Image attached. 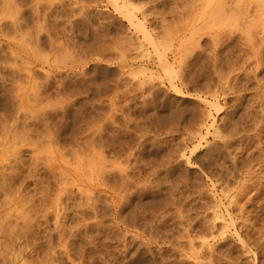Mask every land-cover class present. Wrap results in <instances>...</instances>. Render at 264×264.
Wrapping results in <instances>:
<instances>
[{"label":"rangeland","instance_id":"374dc122","mask_svg":"<svg viewBox=\"0 0 264 264\" xmlns=\"http://www.w3.org/2000/svg\"><path fill=\"white\" fill-rule=\"evenodd\" d=\"M31 1L8 13L26 29L0 23V264H264V0H230L211 31L205 0ZM11 63L36 69L39 104ZM95 146L94 212L69 184L92 193Z\"/></svg>","mask_w":264,"mask_h":264},{"label":"bare ground","instance_id":"6f19581e","mask_svg":"<svg viewBox=\"0 0 264 264\" xmlns=\"http://www.w3.org/2000/svg\"><path fill=\"white\" fill-rule=\"evenodd\" d=\"M0 1H2V2L0 3V5H1L0 7H3V8H0V9H1V10H2V9H5V11H6V9H8V8H7L8 5H6V4H7L6 2H7V1L10 2V0H7V1L5 0L4 3H3V0H0ZM11 1H12V0H11ZM14 1H15V0H13V2H14ZM17 1H18V0H17ZM21 1H22V0H21ZM25 1H26V0H25ZM25 1H23L24 4L21 5V6H19L18 3H17V5H18L19 7L15 6V8H12V7L15 5V2H16V1L14 2V4L10 2V3L12 4V6H10L11 4L8 2L9 6L11 7V8L9 7L10 12L8 11L9 9H8L6 12L3 10L2 13H1L0 15H3V12H4L5 14L7 13L6 15L12 14V13H15V12H16L15 10H17L18 12H20L18 9H19V8H23L22 6H24V5L26 4ZM60 1H61V0H60ZM60 1H59V6H60ZM62 1H64V0H62ZM62 1H61V3H62ZM75 1H76V0H75ZM79 1H80V0H79ZM83 1H84V0H83ZM83 1H82V2H83ZM112 1H113V0H112ZM115 1H116V0H115ZM182 1H183V0H182ZM229 1H230V0H205V2H204V7H203L204 10L202 9L203 12H202V11H201L202 13L199 12V11H198V12L201 13V15L203 14V16H201V15H200V16L203 18L201 21L204 20V22H203V28H204L206 31H207V29H209V30L211 31V29H213V27H214L217 23H218V25H217L218 27H219V26H222V23H221V21H220V20H222V18H220V17H221V15H224V16H225V13H226L227 11H230V9H229L230 7H228L229 10H227V11L225 12V10L227 9V8H225V7L230 6V4H231ZM28 2H29V4H30V0H28L27 3H28ZM37 2H38V0H37ZM39 2H40V1H39ZM117 2H118V1H117ZM122 2H123V0H122ZM129 2H130V1H129ZM228 2H229V5H228ZM231 2H232V1H231ZM233 2H234V1H233ZM235 2H236V1H235ZM239 2H241V1H239ZM256 2H257V1H256ZM263 2H264V1H263ZM19 3H20V1H19ZM32 3L37 4V3H36V0H35V1H31V4H32ZM65 3H67V2H64V4H63V3H62V4L65 6ZM74 3H75V2H74ZM115 3H116V2H115ZM21 4H22V2H21ZM29 4H28L27 6L30 8ZM51 4L53 5V2H52ZM51 4L49 3L48 5L50 6ZM75 4H77V3H75ZM79 4H80V3H79ZM81 4L83 5L84 3H81ZM116 4H117V3H116ZM188 4H189V3H188ZM238 4H239V3H238ZM241 4H242V3H241ZM3 5H5L6 8H4ZM44 5H45V4H44ZM54 5H55V4H54ZM54 5H53L52 7H54ZM67 5H68V4H67ZM117 5H118V4H117ZM129 5H130V4H129ZM129 5H128V4H127V5L125 4V5H123L122 8H123L124 10H126V12H127V11H128V6H129ZM189 5H190V4H189ZM199 5H200V4H199ZM25 6H26V5H25ZM27 6H26V8H27ZM38 6H39V5L37 4V6L35 5L36 9L34 8V9L37 10V11L39 10V8L37 9ZM49 6H48V7H49ZM83 6H85V4H84ZM87 6H88V5H87ZM187 6H188V5H187ZM231 6H234V5H231ZM240 6H241V5H240ZM48 7H46V8H48ZM52 7H49L51 13H52V9H51ZM62 7H63V6H62ZM66 7H67V6H66ZM66 7H65V8H61V6H60V8L63 9V10H65ZM79 7H80V6H79ZM79 7H78V8H79ZM94 7H95V6H94ZM116 7H117V6H116ZM183 7H184V6H183ZM189 7H191V6H189ZM235 7H236V6H235ZM244 7H245V6H244ZM17 8H18V9H17ZM26 8H25V9H26ZM46 8H45V10H46V11H45V14H46L47 12H48V14H49V11H47V10H49V8H48V9H46ZM58 8H59V7H58ZM58 8H56V9H58ZM82 8H84V7L81 6L79 9H82ZM86 8H87V7H86ZM132 8H133V7H132ZM185 8H186V7H185ZM197 8H198V7H197ZM199 8H200V7H199ZM240 8H241V7H240ZM12 9H15V10L13 11ZM40 9H41V8H40ZM53 9H54V8H53ZM136 9H137V8H136ZM181 9H182V8H181ZM233 9H234V8H233ZM233 9H232V10H233ZM11 10H12V13H11ZM20 10L23 11L24 9H23V10L20 9ZM27 10H28V9H27ZM35 10H34V11H35ZM41 10H42V9H41ZM68 10H69V9H68ZM76 10H78V9H76ZM82 10H83V9H82ZM236 10H237V9H235V11H236ZM241 10H242V9H241ZM244 10H245V9H244ZM263 10H264V9H263ZM24 11H25V10H24ZM24 11H23V12H24ZM66 11H67V10H66ZM80 11H81V10H80ZM132 11H133V10H132ZM134 11H135V10H134ZM182 11H183V10H182ZM192 11H193V10H192ZM233 11H234V10H233ZM233 11H232V13H233ZM0 12H1V11H0ZM23 12H21L20 14H18V13L16 12V13L18 14L17 16H19V15L21 16ZM27 12H28V11H27ZM54 12H56V10L53 11V13H54ZM61 12H62V10H61ZM67 12H68V11H67ZM85 12H86V10H85ZM85 12H82V13H85ZM128 12H129L128 14L131 13L130 11H128ZM178 12H179V11H178ZM222 12H223V14H221ZM238 12H240V9H239ZM241 12H242V11H241ZM244 12H245V11H244ZM8 13H9V14H8ZM25 13H26V11H25ZM25 13H24L23 15H25ZM37 13H38V12H36V14H37ZM42 13H44V12L42 11ZM51 13H50L49 15L52 16ZM59 13H60V12H59ZM64 13H65V12H64ZM78 13H81V12H78ZM82 13H81V14H82ZM142 13H143V12H142ZM234 13H235V12H234ZM234 13H233V14H234ZM261 13H262V12H261ZM38 14H39V13H38ZM48 14H47V15H48ZM62 14H63V13H62ZM66 14H67V13H66ZM85 14H86V13H85ZM132 14H133V13H132ZM184 14H185V13H184ZM227 14H229V13H227ZM235 14H236V13H235ZM262 14H263V13H262ZM262 14H261V15H262ZM14 15H15V14H14ZM82 15H83V14H82ZM133 15H134V14H133ZM133 15H132V16H133ZM198 15H199V14H198ZM239 15H240V14H239ZM9 16H11V15H9ZM51 16H50V17H51ZM67 16H68V15H67ZM126 16H127V15H126ZM129 16H131V14H130ZM224 16H223V18H225ZM242 16H243V15H242ZM244 16H245V15H244ZM0 17H1V16H0ZM3 17H5V16H3ZM22 17H23V16H22ZM28 17H29V16H28ZM35 17H37V15H36ZM42 17H43V16H42ZM47 17H48V16H47ZM189 17H190V16H189ZM231 17H232V16H231ZM11 18H12V19H11ZM20 18H21V17H20ZM37 18H38V17H37ZM44 18L46 19L45 15H44ZM44 18H43V19H44ZM76 18H77V17H76ZM76 18H75V19H76ZM245 18H246V17H245ZM250 18H251V17H250ZM10 19H11L10 22H12V21L14 20V21L17 23V21H16L17 18L14 19L13 15H12L11 17H9V19H8V18H5L4 21H3L2 18H0V23H1V22H5V21H7V22L9 23L8 20H10ZM21 19H22V18H21ZM21 19H20V20H21ZM23 19H24V18H23ZM23 19H22V21H23ZM48 19H49V17H48ZM51 19H52V18H51ZM70 19H71V18H70ZM80 19H81V18H80ZM80 19H79V20H80ZM83 19H84V18H83ZM188 19H189V18H188ZM243 19H244V18H243ZM243 19H242V20H243ZM17 20L19 21V19H17ZM40 20H41V19H40ZM52 20H53V19H52ZM56 20H57V19H56ZM58 20H59V19H58ZM79 20H78V21H79ZM84 20H85V19H84ZM84 20H83V21H84ZM129 20H130V23H132L133 25H136L137 27L140 26V25H139V24H140L139 22H138V23H135L134 16H133V17H130ZM237 20H238V18H237ZM237 20H236V21H237ZM248 20H249V19H248ZM14 21H13V22H14ZM26 21H28V19L25 20V22H26ZM38 21H39V19H38ZM53 21H54V20H53ZM70 21H71V20H70ZM70 21H68L67 23H69ZM73 21H74V20H73ZM76 21H77V20H75V22H76ZM19 22H20V21H19ZM19 22H18V23H19ZM25 22H24V23H25ZM43 22H44V21H43ZM84 22H85V21H84ZM84 22H83V23H84ZM86 22H87V19H86ZM86 22H85V23H86ZM91 22H92V21H91ZM136 22H137V21H136ZM229 22H231V21H229ZM244 22H245V21H244ZM16 23H13V26H15ZM18 23H17V24H18ZM20 23H21V22H20ZM27 23H28V22H27ZM27 23H25V24H27ZM44 23H45V22H44ZM73 23H74V22H73ZM79 23H81V20H80ZM83 23H82V25H84ZM93 23H94V22H92V24H93ZM191 23H192V22H191ZM220 23H221V25H220ZM1 24H2V23H1ZM3 24H4V23H3ZM9 24H10V23H9ZM25 24L22 23V24H18V25H19V26L22 25V27H24L23 25H25ZM42 24H43V23H42ZM55 24H56V23H55ZM57 24H58V23H57ZM89 24H91V23H89ZM262 24H263V22H262ZM6 25H7V24H6ZM6 25H4V26H6ZM18 25L15 26V27H16L17 29H20L21 27L19 28ZM27 25H29V24H27ZM35 25H36V24H35ZM37 25H38V24H37ZM60 25H61V24H60ZM62 25H63V24H62ZM62 25H61V26H62ZM69 25H70V24H69ZM71 25H72V24H71ZM82 25L80 24L78 27H80V26H82ZM85 25H86V24H85ZM201 25H202V24H201ZM232 25H233V24H232ZM237 25H238V24H237ZM237 25H236V27H237ZM25 26H26V25H25ZM31 26H32V25H31ZM46 26H47V25H46ZM73 26H74V24H73ZM75 26H77V25H75ZM238 26H239V25H238ZM1 27H2V26H1ZM1 27H0V31H1V32H5V31H7V30H6V27H5V28L3 27V28L5 29V31H4V30H1ZM7 27L9 28V26H7ZM11 27H12V25L10 26V29H9V30L12 29ZM15 27H13V30L16 31V28H15ZM27 27H28V26H27ZM27 27H26V28H27ZM29 27H30V26H29ZM40 27H42V26H40ZM58 27H59V26H58ZM64 27H65V26H64ZM199 27H200V26H199ZM218 27H217V28H218ZM222 27H223V26H222ZM233 27H235V26H233ZM236 27H235V28H236ZM248 27H249V26H248ZM250 27H251V26H250ZM8 28H7V29H8ZM26 28L24 27V29H26ZM34 28H35V27H34ZM65 28H67V26H66ZM72 28H73V27H72ZM74 28H75V27H74ZM201 28H202V27L198 28V30H200ZM219 28H221V27H219ZM225 28H226V27H225ZM28 29H29V28H28ZM38 29H39V28H38ZM38 29H37V30H38ZM13 30H12V31H13ZM21 30H22V29H21ZM41 30H42V29H41ZM44 30H45V29H44ZM63 30H64V29H63ZM198 30H197V31H198ZM239 30H240V29H239ZM15 31H14V32H15ZM17 31H18V33H21L20 30H17ZM66 31L69 32V30H66ZM177 31H178V30H177ZM201 31H203V29H201ZM201 31H199V32L201 33ZM218 31H219V30H218ZM33 32H34V31H33ZM53 32H54V31H53ZM94 32H95V31H94ZM5 33H6V32H5ZM5 33H4V34H5ZM12 33H13V32H12ZM15 33H16V32H15ZM18 33H17V34H18ZM23 33H24V32H23ZM28 33H29V32H28ZM66 33H67V32H66ZM70 33H71V31H70ZM183 33H184V32H183ZM190 33H191V31H190ZM229 33H230V32H229ZM33 34H34V33H33ZM36 34H37V33H36ZM47 34H48V32H47ZM50 34H51V33H50ZM50 34H49V35H50ZM57 34H58V33H57ZM63 34H64V32H63ZM225 34H226V33H225ZM0 35L2 36V33H1ZM13 35H14V34H13ZM18 35H19L20 37H22V34H18ZM42 35H43V34H42ZM49 35H48V37H47V36H46V37H47L48 39H49V38L51 39V37H49ZM51 35H52V34H51ZM54 35H55V33H54ZM64 35H65V34H64ZM73 35H74V34H73ZM175 35H176V34H175ZM184 35H185V34H184ZM195 35H196V34H195ZM230 35H231V34H230ZM1 36H0V37H1ZM6 36H8V34H6ZM14 36H16V35H14ZM37 36H39V35H37ZM196 36H197V35H196ZM231 36H232V35H231ZM248 36H250V35H248ZM2 37H3V36H2ZM2 37H1V38H2ZM9 37H10V36H9ZM31 37H32V36H31ZM56 37H57V36H56ZM60 37H61V36H60ZM62 37H63V36H62ZM77 37H78V36H77ZM201 37H202V36H201ZM223 37H224V36H223ZM226 37H227V36H226ZM233 37H234V36H233ZM1 38H0V39H1ZM3 38H5V37H3ZM16 38H17V36H16ZM37 38H38V37H34V38H32V39H35V42H34L35 44H36L37 41L39 42V40H40V39L37 40ZM54 38H55V37H54ZM57 38H58V37H57ZM73 38H75V37H73ZM73 38H72V39H73ZM6 39H7V38H6ZM23 39H24V41H23ZM27 39H28V38L25 39V37H24V38H22L21 40H20V39H19V40H20L22 43H24V42L27 43V42L29 41V39H28V41H27ZM55 39H56V38H55ZM235 39H236V38H235ZM251 39H252V38H251ZM12 40H14L15 43H18V42H19L18 45H21V44H20V41H18L17 39H15V37H14ZM63 40H64V39H63ZM63 40H62V38H61V41H63ZM5 41H6V40H5ZM9 41L11 42V40H9ZM14 41H13V42H14ZM17 41H18V42H17ZM30 41H31V39H30ZM32 41H34V40H32ZM51 41H52V39H51ZM54 41H55V40H54ZM66 41H68V39H67ZM69 41L71 42V40H69ZM69 41H68V43H69ZM263 41H264V40H263ZM52 42H53V41H52ZM57 42H58V40H57ZM57 42H56V43H57ZM228 42H229V41H228ZM246 42H248V41H246ZM246 42H245V44H246ZM251 42H252V41H251ZM25 43H24V44H25ZM31 43H33V42H31ZM31 43H30V44H31ZM34 43H33V44H34ZM40 43H41V42H40ZM64 43H65V42H64ZM187 43H188V42H187ZM187 43H186V44H187ZM225 43H226V42H225ZM248 43H249V42H248ZM263 43H264V42H263ZM13 44H14V43H13ZM13 44H10V45H13ZM51 44H52V43H51ZM61 44H62V42H61ZM69 44H70V43H69ZM186 44H185V46H187V47H186V48L184 47V50H185L186 52H188V51H190V50H186V49L189 47V45H192L193 43L190 42V44H188V45H186ZM25 45H26V44H25ZM65 45H67V44L65 43ZM139 45H141V44H139ZM139 45H138V46H139ZM210 45H211V44H210ZM243 45H244V44H243ZM15 46H16V45H15ZM30 46H31V47H30ZM32 46H33V45H29V49H28V50H30V51L33 50V47H34V46H33V47H32ZM167 46H168V45H167ZM13 47H14V46H13ZM19 47H20V46H17V49H18ZM21 47H24V45H22ZM27 47H28V44H27ZM58 47H59V46H58ZM121 47H122V46H121ZM197 47H198V46H197ZM235 47H236V46H235ZM260 47H261V46H260ZM25 48H26V47H25ZM30 48H31V49H30ZM65 48H66V47H65ZM212 48H213V47H212ZM54 49H55V48H54ZM61 49H62V48H61ZM67 49H68V47L66 48V50H67ZM189 49H190V48H189ZM200 49H201V48H200ZM204 49H205V48H204ZM255 49H256V48H255ZM14 50H15V48H14ZM18 50H20V49H18ZM18 50H16V51L18 52ZM36 50H39V49H36ZM51 50L53 51V49H51ZM62 50L65 51L64 47H63ZM137 50H138V49H137ZM179 50H181V49H179ZM184 50H183V51H184ZM252 50H253V49H252ZM23 51H24V52H27V50H25V49H24ZM34 51H35V48H34ZM52 51H51V52H52ZM64 51H63V53H65V55H66L67 52H66V51L64 52ZM204 51H205V50H204ZM19 52H20V51H19ZM21 52H22V49H21ZM24 52H23V54H24ZM37 52H38V51H37ZM37 52H34V53L36 54ZM56 52H57V51H56ZM56 52H55V53H56ZM190 52H191V51H190ZM10 53H11V51H10ZM28 53H29V51H28ZM32 53H33V52H32ZM34 53H33L31 56H33ZM41 53H42V52H41ZM68 53H69V52H68ZM188 53H189V52H188ZM13 54H14V53H13ZM15 54H16V53H15ZM20 54H21V53H20ZM60 54H61V53H60ZM60 54H59V55H60ZM180 54H182V53H180ZM184 54H186V53H184ZM24 55H26V54H24ZM37 55H38V54H37ZM37 55H34V57L36 58ZM47 55H48V53H47ZM146 55H147V54H146ZM257 55H259V54H257ZM57 56H58V55H57ZM61 56H63V54H62ZM66 56H67V55H66ZM179 56H180V55H179ZM183 56L186 57L187 54H186V56H185V55H183ZM259 56H260V55H259ZM25 57H26V56H25ZM34 57H33V58H34ZM181 57H182V56H181ZM19 58H20V57H19ZM40 58H41V57H40ZM54 58H55V57H54ZM57 58L59 59V57H57ZM57 58L54 59V60H57ZM64 58H65V57H64ZM182 58H183V57H182ZM27 59H28V58H27ZM36 59H37V58H36ZM248 59H249V58H248ZM14 60H15L16 62H18L17 59H14ZM22 60H23V59H22ZM22 60H21V61H22ZM29 60H30V59H29ZM33 60H35V59H33ZM42 60L45 61V62H46V65L48 66L47 61H46L45 59H42ZM42 60H40V61H42ZM65 60H66V59H65ZM180 60H181V59H180ZM245 60H246V59H245ZM19 61H20V60H19ZM27 61H28V60H27ZM35 61H36V60H35ZM37 61H38V60H37ZM62 61H63V58H62ZM66 61H67V60H66ZM247 61H249V60H247ZM11 62H12V61H11ZM16 62H15V63H16ZM22 62H24V61H22ZM45 62H44V65H45ZM52 62H53V61H52ZM64 62H65V61H64ZM234 62H235V61H234ZM244 62H245V61H244ZM15 63H14V64H15ZM41 63H42V62H41ZM232 63H233V62H232ZM11 64H12V65H11L12 68H14L16 65L18 66V63H17L15 66H13V65H14L13 63H11ZM23 64H24V65L26 64L25 67H24V68H26L28 62H27V63L24 62ZM23 64H21V65L19 64V65L22 66ZM30 64H31V63H30ZM63 64H65V63H63ZM228 64H229V63H228ZM228 64H227V65H228ZM9 65H10V64H9ZM31 65L33 66V62H32ZM160 65H162V64H160ZM246 65H247V64H246ZM34 66H35V65H34ZM182 66H183V65H182ZM210 66H211V65H210ZM242 66H243V65H242ZM244 66H245V65H244ZM28 67H29V64H28ZM30 67H31V66H30ZM2 68H4V67H2ZM2 68H1V69H2ZM16 68H17V67H15L14 69H16ZM20 68H21V67H20ZM169 68H170V67H169ZM222 68H223V67H222ZM230 68H231V67H230ZM241 68H242V67H241ZM9 69H10V68H9ZM14 69L12 70V71H13L12 73H14V75L11 73L13 76H15L16 73H17L16 76L18 75V73H19V74L23 73V72H21V69H20V70H17L18 68H17L16 70H14ZM22 69H23V68H22ZM27 69H28V68H27ZM29 69H30V68H29ZM166 69H168V68H166ZM217 69H218V68H217ZM23 70H24V69H23ZM23 70H22V71H23ZM35 70H36V69H34V73L31 72V73H29V75L27 74V76H28V78H29V81H28V82H29V84H30V87H29L28 83H26V84H27L28 87H29V90L27 89L29 92H33L36 88H37V90H38V86H37L38 84H36V83H37V81H36V80H37V79H36V78H37V73L35 74ZM164 70H165V69H163V71H164ZM242 70H244V69H242ZM15 71H16V73H15ZM19 71H20V72H19ZM24 71H26V72L28 71V72H29V70H24ZM30 71H31V70H30ZM37 71H38V70H37ZM50 71H51V70H50ZM229 71H230V70H229ZM244 71H245V70H244ZM8 72H9V71H8ZM26 72L24 73V75H26ZM28 72H27V73H28ZM168 72H169V73H170V72L172 73V69L168 70ZM168 72H167V73H168ZM233 72H234V70H233ZM240 72H241V71H240ZM0 73H1V72H0ZM47 73H48V72H47ZM164 73H165V72H164ZM34 74L36 75V77H35ZM38 74H39V73H38ZM22 75H23V74L19 75V77L22 76ZM24 75H23V77H25ZM221 76H222V75H221ZM226 76H228V75H226ZM17 77H18V76H17ZM17 77H15L16 80L19 79V78L17 79ZM34 77H35V78H34ZM222 77H223V76H222ZM236 77H237V76H236ZM249 77H250V76H249ZM0 78H1V77H0ZM20 78H21V77H20ZM28 78L25 77L26 80H27ZM179 78H180V77H179ZM245 78H246V77H245ZM15 79H14V80H15ZM35 79H36V80H35ZM220 80H221V79H220ZM258 80H259V79H258ZM3 81H4V80H3ZM20 81H21V79H20ZM227 81H228V80H227ZM260 81H261V80H260ZM21 82H23V78H22V81H21ZM26 82H27V81H26ZM3 83H4V82H3ZM40 83H41V82H40ZM183 83H184V82H183ZM0 84H1V81H0ZM4 85H5V84H3V86H4ZM46 85H47L48 87H49V85H51L50 82H49L48 80H47ZM52 85H53V84H52ZM234 85H235V84H234ZM3 86H1V87H3ZM34 86H36V87H34ZM153 86H154V85H153ZM260 86H261V85H260ZM19 87H20V86L17 87V88H18V89H17V90H18V95H17V97H19L21 94H23L22 91H21L20 89H22L23 92L25 91V88H24V87H23L24 89L21 88V87H20V89H19ZM32 87H34V88H32ZM50 87H51V86H50ZM31 88L34 89V90L31 91ZM149 90H150V89H149ZM226 90H227V89H226ZM20 91H21V94L19 95V92H20ZM206 92H207V91H206ZM33 93H36V92L34 91ZM197 93H198V92H197ZM216 93H217V92H216ZM24 94H25V93H24ZM36 94H37V95H36V98H37V101H38V98L40 99V97H39L38 93H36ZM193 94H194V93H193ZM256 94H257V93H256ZM33 95L35 96V94H33ZM153 95H154V94H153ZM224 95H225V94H224ZM37 96H38V97H37ZM17 97H16V98H17ZM25 97H27V96H25ZM0 98H1V97H0ZM20 98H23V96L20 97ZM17 99H18V98H17ZM215 99H216V98H215ZM0 100H1V99H0ZM19 100H20V99H19ZM35 100H36V99H35ZM23 101H24V100H23ZM64 101H65V100H64ZM36 103H37V102H36ZM20 104H21V102H20ZM38 104H39V101H38ZM206 105H207V104H206ZM250 106H251V105H250ZM41 107H43V105H42ZM215 107L218 108V106H215ZM43 108H44V107H43ZM209 108H210V107H209ZM39 109H40V108H39ZM40 110H41V109H40ZM40 110H38V114H39ZM34 112H35V111H34ZM47 113H48V112H47ZM204 113H205V112H204ZM33 114H34V113H33ZM44 114H46V113H44ZM31 116H32V115H31ZM42 116H43V114H42ZM44 117H45V116H44ZM29 119H31V118H29ZM37 121H38V120H37ZM253 121H254V120H253ZM254 122H255V121H254ZM4 126H5V125H4ZM256 127H257V126H256ZM1 128H2V127H1ZM11 128H12V127H11ZM210 128H211V127H210ZM13 129H14V128H13ZM255 129H256V128H255ZM1 131H2V130H1ZM11 131H12V130H11ZM193 131H194V130H193ZM4 133H5V132H4ZM6 133H7V132H6ZM192 133H193V132H192ZM235 133H236V132H235ZM2 134H3V133H2ZM11 134H12V133H11ZM13 134H14V133H13ZM24 134H25V133H24ZM231 134H232V133H231ZM206 135H207V134H206ZM223 136H224V135H223ZM6 137H8V136H6ZM206 137H207V136H206ZM224 137H225V136H224ZM229 137H230V136H229ZM231 137H232V136H231ZM4 138H5V137H4ZM14 138H15V137H14ZM14 138H13V139H14ZM20 138H21V137H20ZM98 138H99V137H98ZM222 138H223V137H222ZM226 138H227V137H226ZM4 140H5V139H4ZM201 140H202V139H201ZM13 141H14V140H13ZM25 142H26V141H25ZM87 142H88V141H87ZM11 143H12V142H11ZM12 145H14V144H12ZM2 146H3V145H2ZM21 146H22V145H21ZM13 147H14V146H13ZM89 148H90V147H89ZM185 148H186V147H185ZM10 149H11V148H10ZM92 149H93V151L90 152V153H92V155H91V159L89 158L90 156L87 157V158L89 159V161L91 160V161H90L91 163H89V161H87L88 159H86V157H85L86 162L89 163L88 167H86L85 165H83V164H85V163H83V164L81 163V166H82V165L84 166V167H83V166H82V167L85 169L86 172H87L86 168L89 169V166H90V169L88 170V171H89V174H90L91 177L94 178V180L96 181V183H95V187H94V189L92 190V193H90L89 191L86 192V191H83V190L79 189V188H80V184H79L80 182H79V183L77 182V183L75 184V181H74V183H73V181H72V183L69 182V183H70V184H69V183L67 182L68 180H66V182H64V181L62 180V181L64 182V183L62 182V183H63L62 185H64V186H63V188H61V189L58 188V189H60V190L58 191V194H59V196H60L61 194L64 196V194H67V192H69V189H68V187H66V186H67L68 184H69V185L74 184L73 187H74L75 185L77 186V188H78L77 191H79V192H80L79 194H81V195L85 198V200H86L85 202H86L88 205L90 204L91 201L93 202V203H92L93 206H92V205H91V206H92V209H94V212H95V211L97 210V208H98V207H97V206H98V204H97V194H98L99 191H100V187H101V186H100V183H101V181H102V180L100 179V176H101V174H102V176H103V173H102V171H101V166H100V162L102 161V160H101V157H102V156L100 155L99 147L95 146V147L92 148ZM186 149H187V148H186ZM88 150H89V149H88ZM16 151H17V150H16ZM80 153H81V152H80ZM90 153H88V154H90ZM50 155H51V154H50ZM52 155H53V154H52ZM82 155H83V154H82ZM53 156H54V155H53ZM73 156H74V155H73ZM78 156H79V155H78ZM50 157H51V156H50ZM102 158H103V157H102ZM105 158H106V157H105ZM105 158H103V159H105ZM110 158H111V157H110ZM76 159H77V158H76ZM80 159H81V158H80ZM106 159H107V158H106ZM119 159H120V158H119ZM53 160H54V159H53ZM53 160H52V161H53ZM81 160H82V159H81ZM100 160H101V161H100ZM113 160H114V159H113ZM74 161H75V159H74ZM77 161H78V160H77ZM83 161H84V160H83ZM83 161H82V162H83ZM48 162H49V161H48ZM67 162H68V161H67ZM51 163H52V162H51ZM53 163H54V162H53ZM73 163H74V162H73ZM107 163H108V162H107ZM54 165H55V164H54ZM78 166H79V165H78ZM10 167H11V166H10ZM82 167H81V169H83ZM85 167H86V168H85ZM103 167H104V166H102V168H103ZM110 167H111V166H110ZM118 167H119V166H118ZM234 167H235V166H234ZM236 167H237V166H236ZM111 168H112V167H111ZM113 168H114V167H113ZM113 168H112V169H113ZM116 168H117V167H116ZM73 169H75V168H73ZM84 169H83V173H84ZM103 169H105V167H104ZM112 169H111V170H112ZM105 170H107V169H105ZM105 170L103 171L104 173H105ZM108 171H109V170H108ZM108 171H107V172H108ZM63 172H64V171H63ZM86 172H85V173H86ZM115 172H116V171H115ZM64 173H65V172H64ZM71 173H72V172H71ZM77 173H78V172H77ZM83 173H82V174H83ZM87 173H88V172H87ZM89 174H86V175L90 176ZM108 174H109V173H108ZM4 175H5V174H4ZM84 175H85V174H84ZM86 175H85V176H86ZM7 176H8V175H7ZM182 176H183V175H182ZM3 177H4V176H3ZM5 178H6V177H5ZM11 178H12V177H11ZM11 178H10V179H11ZM92 178H91V179H92ZM103 178H104V176L102 177V179H103ZM155 178H156V177H155ZM183 178H184V177H183ZM3 179H4V178H3ZM91 179H90V180H91ZM121 179H122V178H121ZM126 179H127V178H126ZM134 179H135V178H134ZM87 180H88V179H87ZM100 180H101V181H100ZM103 180H104V179H103ZM6 181H7V180H6ZM130 181H131V180H130ZM248 181H249V180H248ZM58 182H59V181H58ZM245 182H246V181H245ZM102 183H103V185L105 184L103 181H102ZM192 183H193V182H192ZM82 184H83V183H82ZM62 185H61V186H62ZM107 185H108V184H107ZM117 185H118V184H117ZM59 186H60V185H59ZM104 186H105V185H104ZM104 186H103V187H104ZM125 186H126V185H125ZM4 187H5V186H4ZM109 187H111V186H109ZM112 187H113V186H112ZM104 188H105V187H104ZM245 188H246V187H245ZM72 189H73V188L71 187V191H72ZM108 189H109V188H108ZM119 189H120V188H119ZM111 190H112V189H111ZM113 190H114V189H113ZM113 190H112V191H113ZM121 190H122V189H121ZM173 192H174V191H173ZM242 192H243V191H242ZM244 192H245V191H244ZM113 193H114V191H113ZM115 193H117V192H115ZM226 193H227V192H226ZM237 193H238V192H237ZM58 194H57V195H58ZM127 194H128V193H127ZM67 195H68V194H67ZM112 195H113V194H112ZM116 195H117V194H116ZM235 195H236V194H235ZM55 196H56V195H55ZM59 196H58V197H59ZM124 196H125V195H124ZM249 196H250V195H249ZM6 197H7V196H6ZM121 197H122V195H121ZM121 197H120V198H121ZM46 198H47V197H46ZM61 198H63V197L60 196V200H61ZM162 198H163V197H162ZM201 198H202V197H201ZM57 199H58V198H57ZM60 200H59V201H60ZM161 200H162V199H161ZM20 202H21V201H20ZM61 202H62V201H61ZM57 203H58V202H57ZM57 203H56V204H57ZM63 203H64V202H63ZM161 203H162V202H161ZM20 204H22V203H20ZM54 204H55V202H54ZM83 204H84V203H83ZM105 204H106V203H105ZM242 205H243V204H242ZM8 206H9V205H8ZM64 206H65V205H64ZM89 206H90V205H89ZM91 206H90V207H91ZM173 206H174V205H173ZM15 207H16V206H15ZM57 207H58V206H56V208H57ZM65 207H66V206H65ZM60 208H61V207H60ZM178 208H179V207H178ZM0 209H1V208H0ZM10 209H11V208H10ZM19 209H20V208H19ZM22 210H23V209H22ZM53 210H54V209H53ZM56 210H57V209H56ZM56 210H55V211H56ZM145 210H146V209H145ZM57 211H58V210H57ZM63 211H64V209L62 208V212H63ZM189 211H191V210H189ZM9 212H10V211H9ZM11 212H12V211H11ZM62 212H61V213H62ZM136 212H137V210H136ZM12 213H13V212H12ZM12 213H11V214H12ZM99 213H100V212H99ZM5 214H6V213H5ZM8 214H9V213H8ZM55 215H56V214H55ZM63 215H65V214H63ZM187 215H188V214H187ZM11 216H12V215H11ZM20 216H21V215H20ZM24 216H25V214H24ZM24 216L22 215V217H24ZM60 216H61V215H60ZM60 216H59V217H60ZM246 216H247V215H246ZM8 217H9V216H8ZM17 217H18V216H17ZM55 217H57V216H55ZM179 217H180V216H179ZM191 217H192V216H191ZM20 218H21V217H20ZM25 218H26V217H25ZM27 218H28V217H27ZM93 218H94V217H93ZM152 218H153V217H152ZM8 219H9V218H8ZM14 219H15V218H14ZM28 219H29V218H28ZM212 219H213V218H212ZM172 220H173V219H172ZM206 220H207V219H206ZM215 220H217V219L215 218ZM247 220H249V219L247 218ZM94 221H95V220H94ZM167 221H168V220H167ZM197 221H198V220H197ZM150 222H151V221H150ZM165 222H166V221H165ZM250 222H251V221H250ZM199 223H200V222H199ZM209 223H210V222H209ZM212 223H213V222H212ZM216 224H217V223H216ZM6 225H7V224H6ZM9 226H10V225H9ZM160 226H161V225H160ZM211 226H212V225H211ZM3 227H4V226H3ZM206 227H207V226H206ZM208 227H209V226H208ZM156 228H157V227H156ZM152 229H153V228H152ZM158 229H159V228H158ZM2 230H3V229H2ZM188 230H189V229H188ZM210 230H211V228H210ZM0 231H1V229H0ZM152 232H153V231H152ZM166 232H167V231H166ZM154 233H155V232H154ZM156 233H157V232H156ZM162 233H163V232H162ZM177 233H178V232H177ZM212 233H213V232H212ZM215 234H216V233H215ZM104 235H105V234H104ZM148 235H149V234H148ZM152 235H153V234H152ZM173 237H174V236H173ZM186 237H187V236H186ZM153 238H154V237H153ZM134 239H135V238H134ZM178 239H179V238H178ZM140 240H141V239H140ZM162 240H163V239H162ZM150 241H151V240H150ZM180 241H181V240H180ZM207 241H208V240H207ZM160 242H161V241H160ZM190 242H191V241H190ZM202 242H203V241H202ZM142 243H143V242H142ZM244 244H245V243H244ZM215 245H216V244H215ZM180 246H181V245H180ZM238 247H239V246H238ZM189 251H190V250H189ZM131 253H132V252H131ZM229 256H230V255H229ZM159 259H160V258H159ZM190 260H191V259H190ZM199 261H200V260H199ZM193 262H195V261H193ZM195 263H196V262H195ZM216 263H217V262H216ZM233 264H234V263H233Z\"/></svg>","mask_w":264,"mask_h":264}]
</instances>
